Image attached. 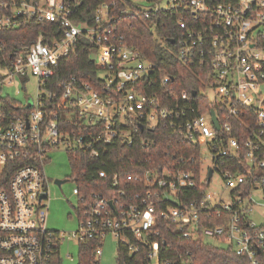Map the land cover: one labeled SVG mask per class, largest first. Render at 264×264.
I'll return each mask as SVG.
<instances>
[{"label": "built area", "instance_id": "1", "mask_svg": "<svg viewBox=\"0 0 264 264\" xmlns=\"http://www.w3.org/2000/svg\"><path fill=\"white\" fill-rule=\"evenodd\" d=\"M99 1L96 22L88 24L73 18V3L80 0H0V29L31 21L58 25L0 67V84L33 75L38 85L36 98L21 102L22 112L0 108V171L18 162L0 188V264H53L72 236L79 244L98 240L99 260L108 234L136 257L130 264H197L188 241H217L260 264L264 210L256 206L264 203L256 197L264 198V0H130L136 8L121 10L150 20L155 33L165 16H175L173 54L201 82L199 90L179 89L173 75L159 74L155 62L116 32L114 3ZM81 37L93 45L103 90L76 74L52 82L60 60L75 54ZM50 80L57 90L47 89ZM198 95L208 104L193 102ZM160 126L196 145L198 156L129 172L99 170L98 178L110 182L98 191L77 184L73 173L66 180L76 184L79 229L70 236L48 227L45 165L52 150L65 147L75 162L97 160L114 143L149 144L146 129ZM215 173L229 190L227 201L207 192Z\"/></svg>", "mask_w": 264, "mask_h": 264}, {"label": "trees", "instance_id": "2", "mask_svg": "<svg viewBox=\"0 0 264 264\" xmlns=\"http://www.w3.org/2000/svg\"><path fill=\"white\" fill-rule=\"evenodd\" d=\"M81 4L73 3V18L75 22L85 21L88 24H94L96 9L100 3L99 0H80ZM110 6V17L117 33L123 34L128 42L138 49L150 60L155 62L158 67V73H170L176 78V85L179 89H197L199 90L201 82L193 74V71L181 64L174 57V48L171 45L170 38L178 34L175 25V16H165L166 24L157 26V33L153 31L150 20L139 15L124 14L123 8H136L130 0H102ZM57 24L49 22L36 23L31 21L27 26L15 27L10 29H0V67H7L16 51L26 50L36 40L40 32H47L57 29ZM50 33V32H49ZM93 45L84 38H80L77 43L74 55L60 60L57 66V72L52 78L53 84L66 79L72 74L90 82L97 89H105L102 79L99 77L98 69L94 64ZM2 74L0 72V79ZM56 86H51V80L47 84V89L57 90ZM202 102L208 104L207 100L198 95L193 102ZM1 109L25 110L21 102L15 98L5 97L2 99ZM201 110V109H200ZM199 110V111H200ZM190 113H188L189 115ZM235 123V122H234ZM238 126V125H236ZM163 126L154 129H146L144 136L148 137L149 144L142 145L136 142L133 146H122L114 143L109 149L102 153L101 158L97 160H87L85 162L72 161L73 173L76 174L77 184L82 185L90 191L104 189V185L110 182L109 179L98 178V171L107 172L122 171L129 172L138 165H163L164 163H179L181 158L189 160L198 156L199 148L196 145L188 143L173 135ZM18 162H8L5 169L0 171V188L7 186ZM85 171V177H81V171ZM99 241L95 239L87 240L80 244V260L78 264H99L95 257V250ZM187 247L194 248L197 254V264H251L244 255L237 254L234 250L227 247L218 246L204 241L185 243ZM136 258L128 256L119 246V264H130L131 259ZM53 264H65L62 257L58 254ZM260 264H264L261 259Z\"/></svg>", "mask_w": 264, "mask_h": 264}, {"label": "rangeland", "instance_id": "3", "mask_svg": "<svg viewBox=\"0 0 264 264\" xmlns=\"http://www.w3.org/2000/svg\"><path fill=\"white\" fill-rule=\"evenodd\" d=\"M93 58H96L93 55ZM37 79L33 75L15 76L12 83L7 81L0 84V107L2 99L11 97L25 105L32 102L37 96ZM51 160L45 165L46 175L49 182V210L47 224L50 229L59 230L72 236L79 229V219L76 211L78 204L77 196L73 193L76 184L72 180H66L73 174L71 156L65 147L50 152ZM208 164V163H206ZM1 167V166H0ZM56 179L66 180L61 185L55 183ZM207 192L215 198L228 200L229 190L224 188V182L220 174L215 173L213 182ZM263 204L264 198L256 197ZM256 210L263 211V206H256ZM217 245H223L217 241H211ZM103 255L99 264H119V240L113 234L104 237ZM61 257L65 264H78L80 260V244L73 236L61 245Z\"/></svg>", "mask_w": 264, "mask_h": 264}, {"label": "water", "instance_id": "4", "mask_svg": "<svg viewBox=\"0 0 264 264\" xmlns=\"http://www.w3.org/2000/svg\"><path fill=\"white\" fill-rule=\"evenodd\" d=\"M171 41L173 42L174 40H171ZM192 93H193V94H196V90H193ZM212 116H213V120H214L216 126L219 127V123H218V121H217V118H216V115H215L214 111H212ZM211 173H212V172L210 171V175H211ZM65 181H66V180H63V179H56V180H55V183L61 185V184H62L63 182H65Z\"/></svg>", "mask_w": 264, "mask_h": 264}]
</instances>
